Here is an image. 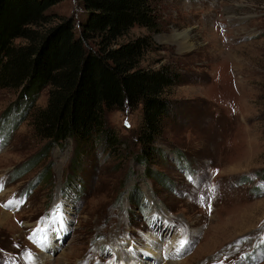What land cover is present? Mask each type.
Instances as JSON below:
<instances>
[{
    "label": "rangeland",
    "instance_id": "374dc122",
    "mask_svg": "<svg viewBox=\"0 0 264 264\" xmlns=\"http://www.w3.org/2000/svg\"><path fill=\"white\" fill-rule=\"evenodd\" d=\"M45 13L72 16L76 34L88 18L82 0ZM157 14L158 30L124 38L149 33L142 64L178 73L150 162L158 179L135 157L139 107L106 113L120 141L89 149L76 173L68 140L13 178L46 141L13 106L18 91L0 87V264H29V252L31 264H146L151 241L159 264L171 252L179 264H264V0H160Z\"/></svg>",
    "mask_w": 264,
    "mask_h": 264
},
{
    "label": "trees",
    "instance_id": "16d2710c",
    "mask_svg": "<svg viewBox=\"0 0 264 264\" xmlns=\"http://www.w3.org/2000/svg\"><path fill=\"white\" fill-rule=\"evenodd\" d=\"M57 1L0 0V87L18 91L12 105L21 117L28 115L34 134L46 141L14 168L13 178L68 140L74 143L69 169L76 173L96 144L118 145L106 113L139 107L135 157L158 179L150 162L162 156L155 143L166 118L176 113L177 101L169 93L178 73L170 65L142 64L154 47L149 33L124 37L134 26L159 29L160 0H82L88 18L77 34L72 16L51 22L52 14L45 13ZM43 89L46 103L34 105Z\"/></svg>",
    "mask_w": 264,
    "mask_h": 264
},
{
    "label": "bare ground",
    "instance_id": "6f19581e",
    "mask_svg": "<svg viewBox=\"0 0 264 264\" xmlns=\"http://www.w3.org/2000/svg\"><path fill=\"white\" fill-rule=\"evenodd\" d=\"M178 241H179V239H178ZM50 245H54V244H50ZM149 248H151L152 247V254H151V259H152V261H146L145 263L146 264H159V263H161L163 260H162V258H161V256H160V251H159V253H157V251H156V248L158 247V244H157V242L156 241H151L150 243H149ZM173 245V244H172ZM172 247V246H171ZM158 250H159V248H158ZM147 251H145V253H146ZM170 253V252H169ZM171 254V256H172V262H168V263H163V264H179L178 263V261H176L175 260V256H176V254H175V252H171L170 253ZM178 254V253H177ZM169 257V256H168ZM46 258H47V256H46V254H44V256H42L41 257V261L44 263L45 261H46ZM165 262V261H164Z\"/></svg>",
    "mask_w": 264,
    "mask_h": 264
},
{
    "label": "snow or ice",
    "instance_id": "6c2138e0",
    "mask_svg": "<svg viewBox=\"0 0 264 264\" xmlns=\"http://www.w3.org/2000/svg\"><path fill=\"white\" fill-rule=\"evenodd\" d=\"M187 179L191 182L192 181V179H193V177H192V175L190 174L188 177H187ZM9 203H11V202H9ZM5 207H7V205H5ZM37 231H39V229H37ZM34 235H35V233H34ZM33 237H29V239H32ZM43 240L44 241H46L47 240V233L45 232V234L43 235ZM185 243V241H183V240H181L180 241V244H181V246H183V244ZM27 258H28V260H29V264H31V260H32V254L29 252L28 254H27Z\"/></svg>",
    "mask_w": 264,
    "mask_h": 264
}]
</instances>
